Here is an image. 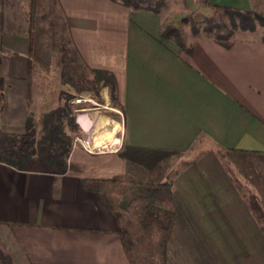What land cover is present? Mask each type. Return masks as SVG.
<instances>
[{"label": "crops", "instance_id": "0c3cea01", "mask_svg": "<svg viewBox=\"0 0 264 264\" xmlns=\"http://www.w3.org/2000/svg\"><path fill=\"white\" fill-rule=\"evenodd\" d=\"M11 1L0 0V129L21 131L59 103L63 85L44 81L53 56L46 21H30L28 0ZM56 1L86 67L114 75L122 116L103 87L98 100L108 108L77 118L84 138L103 132L98 149L73 147L65 174L36 157L24 169L0 162V255L8 264H130L114 212L84 180L133 175L130 168L141 166L120 156L131 147L196 153L173 177L167 264H264V232L237 186L242 180L221 158L264 153V41L226 48L198 37L182 48L161 36L153 12L111 0ZM197 1L262 7L261 0ZM11 7L25 9L24 18L9 16ZM93 113L101 117L85 129L79 118Z\"/></svg>", "mask_w": 264, "mask_h": 264}, {"label": "trees", "instance_id": "16d2710c", "mask_svg": "<svg viewBox=\"0 0 264 264\" xmlns=\"http://www.w3.org/2000/svg\"><path fill=\"white\" fill-rule=\"evenodd\" d=\"M111 1L126 6L132 13L149 11L160 14L166 6V0ZM56 3V0H28V12L31 22L38 16L46 21L48 31L58 45V51L65 55L61 58L65 68L61 73L63 87L59 103L41 116L39 127L32 115L21 131L0 129V162L16 169H24L36 157L53 172L65 174L68 171L73 139L76 135H81L77 110L91 107L90 103L76 104L74 99L91 91L92 95L89 97L101 100L103 87L109 86L114 94L116 83L114 75L107 71L89 70L70 38H66L67 43L72 45L67 52L64 45L67 22L58 12ZM203 8L200 12H195L196 15H202L200 20L195 16L184 18V23L191 22L194 38H211L229 48L235 43L238 31L255 32L259 27L264 30V15L254 9L210 3ZM182 34L181 29L175 25H162L163 38L186 48ZM261 39L264 41V33ZM30 74L33 77L35 72L31 71ZM227 155L234 153L221 155V158L230 176L237 178L228 167L230 162H226ZM243 155L257 158L264 169V153ZM120 156L129 163L144 168L147 176L133 174L112 179H86L84 187L100 192L114 212L121 227L122 244L130 264H167L168 244L176 221L173 177L178 173H168L171 167L168 160L181 154L130 147L121 150ZM236 181L248 208L264 232V197L260 193H245L243 184L237 179Z\"/></svg>", "mask_w": 264, "mask_h": 264}, {"label": "rangeland", "instance_id": "374dc122", "mask_svg": "<svg viewBox=\"0 0 264 264\" xmlns=\"http://www.w3.org/2000/svg\"><path fill=\"white\" fill-rule=\"evenodd\" d=\"M11 2L16 3V0H12ZM19 2H23L22 5L25 6L24 0H21ZM261 8L257 9L259 13L264 15V0H261ZM14 5V4H13ZM203 6L204 4L198 2L197 0H194V2H190L189 5L186 4V0H166V6L162 9L161 13L158 14V16L162 19V24L163 25H175L182 31V38L185 41L186 46L194 39V34L192 31V24L191 22H185L184 23V18L189 17V16H195V18H201L202 15H196L195 12H200L201 9H204ZM202 7V8H200ZM24 12L25 9L17 8L11 9L8 11L9 16L12 18H17L16 20L19 21L21 18H24ZM42 18V17H41ZM44 20V19H43ZM45 21V20H44ZM47 24V23H46ZM48 27V25H47ZM48 35L51 40V47H52V63L51 67L49 69V72L45 74L44 76V81L45 80H50L58 83H62L63 77H62V71L65 67H63L64 64L61 63V58L64 57V53L62 54L58 50V45L54 43V40L52 39V36L50 35L48 29H47ZM264 33L263 28L259 27L255 32L251 31H238L235 35V42L240 41V40H245V39H256V38H261ZM58 36V35H57ZM65 41L67 40L66 38H70L67 32L64 34ZM63 37V39H64ZM61 42V41H60ZM61 43L59 44V46ZM67 48V52H69L70 48L72 47L71 44H68L67 41L64 44ZM64 55V56H62ZM69 58L70 56L67 55ZM86 69V68H85ZM86 72L88 74V71L86 69ZM48 76V77H47ZM110 92V98L112 99V106L116 108V113L122 116V111L121 107L119 105V101L117 98L114 97L113 93L109 89ZM52 90H45L46 97L51 96ZM83 95L86 96H91L92 92L87 91L84 92ZM95 101L101 102L98 100V98H94ZM54 107V106H52ZM50 107V108H52ZM49 110V109H48ZM47 110V111H48ZM104 110V109H103ZM103 110H97V111H103ZM80 114V113H79ZM78 114V115H79ZM101 117L100 113H93L90 115H81L79 118L80 123L82 126L86 129L88 126H93L98 118ZM78 118V116H77ZM40 120L41 116L37 119L35 118L36 126H40ZM78 120V119H77ZM88 120V124L86 126V123L84 121ZM78 123V122H77ZM103 123V122H102ZM101 124V123H99ZM82 136V134L80 135ZM196 153H188L185 154L184 156H174L172 159L168 160L169 165H171L168 173L174 172V171H181L184 170L185 167L189 164L188 162H191V160L195 157ZM228 160V161H227ZM227 160L226 162H230V165L228 167L231 169L232 173L239 179L242 180L243 184V191L245 193L247 192H254V193H260L262 197H264V169L261 167V164L257 160V158H254L252 156H246V155H227ZM226 165V164H225ZM211 167L215 168L212 164ZM184 168V169H183ZM131 173L135 174L139 177H145L147 176V171L142 168L136 166V168H130ZM215 170V169H214ZM213 170V171H214ZM226 172L228 170L226 169ZM232 174V175H233ZM130 175V174H129ZM230 175V174H229ZM1 260L8 264L9 258L5 256L4 254L0 255Z\"/></svg>", "mask_w": 264, "mask_h": 264}, {"label": "built area", "instance_id": "2783aa9c", "mask_svg": "<svg viewBox=\"0 0 264 264\" xmlns=\"http://www.w3.org/2000/svg\"><path fill=\"white\" fill-rule=\"evenodd\" d=\"M74 102L76 104H82V103H90L91 104V107L89 108H83V109H78L77 111L79 113H83V112H86V111H94V110H105L107 109L108 107L104 104H100L99 102L93 100L92 98L90 97H85V96H77L75 99H74ZM90 140H88V138H84L83 136H80V135H76L73 139V147H76V146H82L84 149L88 150V151H93L92 148L90 147Z\"/></svg>", "mask_w": 264, "mask_h": 264}, {"label": "bare ground", "instance_id": "6f19581e", "mask_svg": "<svg viewBox=\"0 0 264 264\" xmlns=\"http://www.w3.org/2000/svg\"><path fill=\"white\" fill-rule=\"evenodd\" d=\"M102 134H103V132H100V133H98V134H96V136L94 137V139H96V138H100L101 136H102ZM94 139L91 141L90 140V147L92 148V149H94V150H96V149H98V147H96V144H95V141H94Z\"/></svg>", "mask_w": 264, "mask_h": 264}]
</instances>
